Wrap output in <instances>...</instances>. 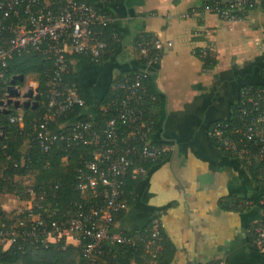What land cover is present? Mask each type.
Instances as JSON below:
<instances>
[{
	"label": "crops",
	"instance_id": "obj_1",
	"mask_svg": "<svg viewBox=\"0 0 264 264\" xmlns=\"http://www.w3.org/2000/svg\"><path fill=\"white\" fill-rule=\"evenodd\" d=\"M108 6L111 25L123 38L102 64L72 62L85 100L82 114L94 116L93 105L115 75L139 68L133 38L141 29L172 42L148 68L156 97L146 101L157 122L154 138L167 141L170 152L131 187L113 232L140 230L157 216L166 264H264V249L246 235V227L262 219L258 204L247 199L257 183L207 136L212 122L230 116L241 86L264 81V10L251 8L243 22L231 23L200 9L199 0H119ZM196 48L210 50L215 65L204 68ZM1 199L6 195L0 196L5 211L16 204L8 199L5 208ZM113 249L117 264H136Z\"/></svg>",
	"mask_w": 264,
	"mask_h": 264
},
{
	"label": "built area",
	"instance_id": "obj_2",
	"mask_svg": "<svg viewBox=\"0 0 264 264\" xmlns=\"http://www.w3.org/2000/svg\"><path fill=\"white\" fill-rule=\"evenodd\" d=\"M107 2L109 0L93 3L0 0V76L4 75L7 62L14 53L40 52L51 60L46 112L36 125L42 149L46 150L47 144L57 139L65 142L69 150L80 144L91 147V158L83 161L73 181L84 199L73 204L69 215L54 219L55 211L42 209L34 187L27 185L28 198L7 211L8 219L0 226V242L4 248L11 244L20 248L24 244L47 247L61 240L64 246L82 242L80 254L89 262L102 255L104 244L130 248L141 244L151 258L162 249L157 216L150 218L148 231L144 234L125 235L115 233L113 229L117 217L127 209L124 192L127 176L134 181L143 179L149 169L145 164L152 166L170 152L167 141L154 138L156 122L146 114L143 104L144 80L150 73L148 68L158 62L172 42L155 36L137 38L133 46L143 63L111 83L109 96L112 92L116 95L103 108L111 110V114L101 127H94L89 120L74 119L59 126L61 134H52L46 129L48 121L75 107L85 106L75 83L68 86L63 80L69 67L66 55L78 54L96 60L107 49L109 40L103 35V27L111 18L98 8ZM202 7L222 21L236 23L243 22L251 8L264 10V0H204ZM112 37L116 39L115 33ZM204 54L202 50L201 55ZM15 78H9L7 87L13 85L18 89L20 94L13 97V101L21 103L26 99L25 91L36 87L12 84ZM8 97L5 90L1 100L6 102ZM7 106L0 104V110ZM237 113L238 125L228 119L214 121L208 127L207 136L216 150L225 156L254 167L257 177L264 183V81L239 88ZM10 120L19 122L21 117ZM258 205L262 219L249 224L246 235L252 246L264 249V193ZM211 264L225 262L220 260Z\"/></svg>",
	"mask_w": 264,
	"mask_h": 264
},
{
	"label": "trees",
	"instance_id": "obj_3",
	"mask_svg": "<svg viewBox=\"0 0 264 264\" xmlns=\"http://www.w3.org/2000/svg\"><path fill=\"white\" fill-rule=\"evenodd\" d=\"M86 3H93L96 0H76ZM119 0H109L105 7L98 8L105 12L109 18L112 14L108 5L118 2ZM204 0H199V4L203 7ZM189 15H186L187 17ZM226 22V21H224ZM115 33L116 39L112 37ZM103 35L109 40L107 49L97 58L91 60L88 57L78 54L66 55V60L69 62L67 73L63 75V80L69 86L75 83L79 95L83 98L82 92L78 87L74 77L76 72L73 67V61L84 60L92 64H102L106 62L116 51L123 38L122 34L113 29L111 21L103 27ZM139 36L152 38L153 34L141 29L134 35L133 44ZM203 48L195 49V56L203 62V67H213L216 63L215 58L211 55L210 50H206L204 55H201ZM207 49V48H206ZM139 67L143 60L138 58ZM157 64V63H156ZM153 67V66H152ZM137 69V68H136ZM136 69H129L115 75L111 83L117 78H122L125 74H129ZM51 60L40 52L13 54L8 60L3 76H0V100L3 99L5 88L9 83L11 76H16L15 84L21 85L24 78L30 74L35 75L37 90L39 97L36 99L37 105L31 108L18 106L13 104L5 108V113L0 110V196L6 195V200L12 199L16 201V206L20 200H26L28 194L25 193V187L32 185L36 197L39 199V204L42 209L54 210L52 215L54 219H60L65 215H69L73 209V204L84 199L79 190L73 186V181L77 174V169L83 165L84 160L91 158V147L80 144L77 147L69 150L66 149L65 142L59 139L47 144L46 150L42 149L41 141L38 136V128L36 125L45 115L47 105V90L49 88V78L51 75ZM261 75L264 78V65L261 68ZM18 76L22 77V80ZM111 85V84H110ZM109 85V87H110ZM145 85V103L143 104L146 114L148 113L147 102L156 97L155 90L152 85L151 75H148L144 80ZM109 87L102 98L93 105L94 116L82 114L83 108L75 107L73 111H67L57 117L55 120L46 123V129L52 134H61L62 123L70 122L71 120H89L94 124V127H101L103 122L107 120L111 114V110H103L104 106L109 104L116 92H112L109 96ZM120 95V93H119ZM84 99V98H83ZM85 107V106H84ZM21 117V120L12 122L11 117ZM237 102L232 107L230 116L227 118L233 125H238ZM155 122L156 119L151 116ZM225 120V119H224ZM217 121V120H216ZM219 121V120H218ZM210 126V125H209ZM208 126V127H209ZM157 130V122L154 132ZM242 165L247 169L251 178L257 183V187L247 197L254 204H258V200L264 193V183L257 177L255 168L241 161ZM147 168L151 165L145 164ZM137 181L131 180L127 176L124 186L125 199L129 203V191ZM90 196V193H86ZM41 198H40V197ZM259 206V205H258ZM15 207V206H14ZM120 214L117 220L123 215ZM9 213L3 210L0 206V226L5 225V220L8 219ZM116 220V221H117ZM149 222L142 229L134 232H121L125 235L144 234L148 231ZM162 232V231H161ZM163 243V235L161 244ZM81 243L78 244H63V241L56 244H50L47 247L33 246L24 244L22 248L11 244L4 248L0 242V264H117L114 256V249H117L122 256L128 259H133L136 264H166L164 255L161 250L155 258H151L148 253L142 249V245L138 244L136 248L128 246L103 245V253L94 262L85 260L81 252ZM112 247V248H111ZM163 247V244H162ZM163 251V250H162ZM226 264V263H225Z\"/></svg>",
	"mask_w": 264,
	"mask_h": 264
},
{
	"label": "water",
	"instance_id": "obj_4",
	"mask_svg": "<svg viewBox=\"0 0 264 264\" xmlns=\"http://www.w3.org/2000/svg\"><path fill=\"white\" fill-rule=\"evenodd\" d=\"M18 77L20 78V80H22L21 76H18ZM11 83L14 84L15 80H12ZM6 90H7L9 97L6 99V102H4L3 100H0V104H6L8 106L13 104V106L16 108H18L19 105L22 107L31 106V108L37 105L36 99L39 97L37 87L34 90L28 89L27 91H25L23 95L26 97V99L21 103L17 101H13V97H16L20 94L18 89L14 88L13 85H10L7 87ZM3 112L4 113L6 112L5 109L3 110Z\"/></svg>",
	"mask_w": 264,
	"mask_h": 264
},
{
	"label": "rangeland",
	"instance_id": "obj_5",
	"mask_svg": "<svg viewBox=\"0 0 264 264\" xmlns=\"http://www.w3.org/2000/svg\"><path fill=\"white\" fill-rule=\"evenodd\" d=\"M20 86L21 87L28 86V87H31V88H35L37 86V83L35 81V75L30 74V75L26 76ZM4 197H5V195H4ZM1 204H2L3 207L7 208L9 206L10 202L8 200H6V199H1ZM16 204L15 205L13 204L11 208H14L13 206H16Z\"/></svg>",
	"mask_w": 264,
	"mask_h": 264
}]
</instances>
